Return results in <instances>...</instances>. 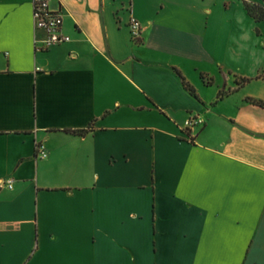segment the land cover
I'll return each mask as SVG.
<instances>
[{
  "label": "crops",
  "instance_id": "1",
  "mask_svg": "<svg viewBox=\"0 0 264 264\" xmlns=\"http://www.w3.org/2000/svg\"><path fill=\"white\" fill-rule=\"evenodd\" d=\"M244 1L53 0L71 40L43 49L33 0H0V264H264V20Z\"/></svg>",
  "mask_w": 264,
  "mask_h": 264
},
{
  "label": "built area",
  "instance_id": "2",
  "mask_svg": "<svg viewBox=\"0 0 264 264\" xmlns=\"http://www.w3.org/2000/svg\"><path fill=\"white\" fill-rule=\"evenodd\" d=\"M53 0H33V18L36 31V43L41 42L43 49H49L52 46L68 42L70 36L63 31L64 16L61 9H53L51 2ZM132 36L138 39L142 32L141 22L132 17L130 20ZM198 117H191L188 120V126H194L201 123ZM38 152L41 157L47 156V150L42 146H38ZM11 186V182H9Z\"/></svg>",
  "mask_w": 264,
  "mask_h": 264
},
{
  "label": "trees",
  "instance_id": "3",
  "mask_svg": "<svg viewBox=\"0 0 264 264\" xmlns=\"http://www.w3.org/2000/svg\"><path fill=\"white\" fill-rule=\"evenodd\" d=\"M244 5H245V8L248 11V13L252 17H254L257 21L264 20V0H261V2H258V3L257 2H249V1L245 0ZM173 69L181 77L185 88L187 90H189L194 96L199 98L195 88L186 80V78L183 76V74L177 68H173ZM201 77L206 84L212 83V78L208 77L207 75L202 74ZM249 80H250L249 78L237 77L236 81H237V84L239 86H242L243 84L247 83ZM225 94H226L225 91H220L218 94V99L224 97ZM248 100L254 104H257V105H263L262 101H258L256 99H251V98ZM91 127L92 126H90L87 129L72 130V132H74L75 134L83 135V134L87 133L91 129Z\"/></svg>",
  "mask_w": 264,
  "mask_h": 264
}]
</instances>
